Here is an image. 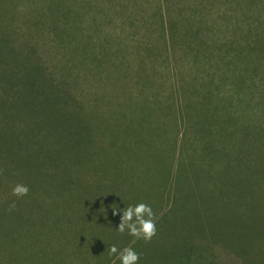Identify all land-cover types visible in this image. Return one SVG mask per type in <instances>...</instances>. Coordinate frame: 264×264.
Listing matches in <instances>:
<instances>
[{
    "label": "rangeland",
    "instance_id": "374dc122",
    "mask_svg": "<svg viewBox=\"0 0 264 264\" xmlns=\"http://www.w3.org/2000/svg\"><path fill=\"white\" fill-rule=\"evenodd\" d=\"M242 6L241 0H14L9 19L12 24L23 15L39 20L32 31L39 61L25 77L34 81L29 91L56 93L71 99L69 107L96 112L91 130L101 145L115 146L117 141L116 146L140 149L163 145L157 139L163 124L178 131L185 125L182 105L193 99L197 77H207L206 65L220 44L242 35ZM201 51L208 58L199 59ZM242 67L241 62L236 68ZM9 75H0L2 99L11 98L4 85ZM221 79L211 90L215 102L230 94L237 97L233 80ZM245 81L249 86L253 78L246 76ZM58 112L53 120L44 111H0V143L8 144L13 137L61 151L82 147L88 128L81 113ZM225 114L217 115L228 127L233 119ZM242 114L235 117L236 131L220 129L214 150H207L201 138L204 145H195L193 152L209 155L211 162L189 178L194 167L182 168L170 189L162 178L164 159L120 162L98 157L97 148L93 157L65 159L61 174L43 180L41 191L51 192L57 206L78 219L61 221L57 206L33 204L34 218L23 230H32L31 240L14 241L17 253L9 257L10 249L2 244L0 264H112L111 245L133 247L140 254L139 264H264V175L258 159L245 155L244 147L254 146L255 140L243 129L256 121H249L248 111ZM197 117L201 124L187 127L195 136H207L209 128L220 132L209 111H197ZM49 119L54 123L43 124ZM22 129L24 138L14 136ZM38 130L46 133L34 140ZM165 194L170 207L161 212ZM140 202L158 217L157 233L149 243L133 242L127 233L116 231L120 214L113 215L114 207L122 210Z\"/></svg>",
    "mask_w": 264,
    "mask_h": 264
},
{
    "label": "trees",
    "instance_id": "16d2710c",
    "mask_svg": "<svg viewBox=\"0 0 264 264\" xmlns=\"http://www.w3.org/2000/svg\"><path fill=\"white\" fill-rule=\"evenodd\" d=\"M241 2L243 5L242 35L240 38L220 44V47L216 46L217 50H215L214 59L211 60L212 63L206 65L208 67L207 77L200 76V79L197 77L195 83L193 81L194 85L190 92V94H193V99L182 105L185 110V113H182V119L184 122L185 119L187 120L182 129L180 131L170 127L168 129L163 124V128L157 136V139L163 145L148 146L149 144H144L145 146L140 147V149L132 147L127 149L126 146H123L125 148L116 146L117 141L115 146H104L96 142L95 132L91 130V119L97 116L96 112L88 114L86 111H80L79 106L69 107L67 99L69 101L71 99L62 95L59 96L56 93L50 95L45 90L36 91L34 89L29 91L34 81L25 77L28 68L39 61L35 58L37 57L35 55L36 49L32 46V31L37 30L39 20L35 16L23 15L20 18L14 17V23L12 24L9 15L14 0H0V75L10 72L4 85L11 95L10 99L7 97L6 99L0 98V111H44L53 120H57L58 111H79L88 128L83 132L85 135L84 145L78 148L73 147L72 150L64 149L61 151L58 147H50L49 144L41 143L23 144V142L16 141L17 138L13 137L11 139L14 141L8 144L0 143V194L3 195V198L0 199V247L4 244L6 248L10 249L7 255H11L13 251L17 253V245L14 241L31 240L32 230H23H25L26 223L34 218L33 204H36V207L44 205L46 209L57 206L51 192L48 190L41 191L43 180L50 182L48 176L51 175L54 176V179H57V176L65 168V159L82 156L83 158L93 157L94 148H97L98 157H115L120 162L126 160L134 163L137 157H140L141 161L150 158L151 160L157 158L159 161L164 159L162 178L165 187L170 189L173 178L182 168L186 170L185 168L191 167V165L194 167L193 173L188 176L189 178L199 174L205 164L211 162L209 155H199L193 152L197 147L195 145L202 142L203 139L208 145L207 150H214L213 146L216 142L219 144L218 137L222 132L220 129H223L224 132L236 131L235 128L239 125L235 124L237 122L235 117L242 116L244 111H248L250 114L249 121L255 120L256 125H249L247 129L243 130L249 134L250 140H255V143L254 146L244 147V151L246 156H255L258 159V170L264 175V11H258L264 6V0H241ZM235 4H238L237 1H235ZM239 8L241 10V6ZM19 24H21V29ZM10 33L14 34L10 35ZM185 48L192 52L188 44ZM197 53L195 52L193 55ZM200 55L199 59L202 58L201 60L208 58L205 51H201ZM241 62L244 67L236 68L237 64ZM237 69L241 71L237 73ZM221 76L233 80V86L237 91L234 95H237V97L233 98L230 94V97L226 100L215 102L216 98L211 90L216 87V83L221 79ZM246 76L249 79L253 78V82H250L249 86L247 83L245 84ZM247 86L248 88L245 91ZM251 86L254 88V92L251 91ZM26 99L28 100L27 103L25 102ZM197 111H209L212 117V125L217 127L220 132H217L216 128H209L205 132L207 136H195L190 130H187L188 125L201 124L197 117ZM220 112L230 116L233 119V124L228 127L222 125V118L217 115ZM49 120L50 122H44L43 124L54 123L53 120ZM169 120V124L174 121L172 118H169ZM14 133V136L20 135L24 138L23 129ZM45 133L43 130L34 131L32 138L34 140L43 139ZM148 134L149 136L154 135L153 133ZM88 144H95V147H87ZM199 145H204V143L202 142ZM227 153L233 155L232 149L228 146ZM16 184L27 185L29 188L28 195L19 199L12 196V188ZM49 184H45V188H48ZM252 188L254 187H249V189ZM13 201H15L16 207L14 210L9 211V205ZM163 204L161 212L170 207V199L166 194L164 195ZM58 209L62 212V217L60 214L58 220L73 221L78 219L68 211L59 207ZM38 215L36 209V216ZM27 236H30L29 240L26 239Z\"/></svg>",
    "mask_w": 264,
    "mask_h": 264
},
{
    "label": "clouds",
    "instance_id": "9594fccd",
    "mask_svg": "<svg viewBox=\"0 0 264 264\" xmlns=\"http://www.w3.org/2000/svg\"><path fill=\"white\" fill-rule=\"evenodd\" d=\"M29 188L24 184H16L12 188V196L17 199L27 196ZM16 207L15 201L9 205V211ZM120 214V223L116 229L121 235H127L134 238V241L142 240L144 243H149L157 233L158 217L154 213L152 207L144 202L137 203L134 206H128L120 210L117 206L113 209V215ZM110 257H115L112 264H139L140 254L137 253L133 247H124L118 249L116 245H111L108 249Z\"/></svg>",
    "mask_w": 264,
    "mask_h": 264
}]
</instances>
